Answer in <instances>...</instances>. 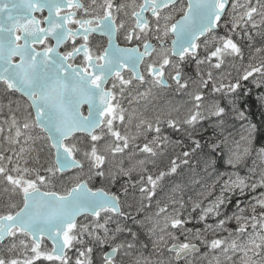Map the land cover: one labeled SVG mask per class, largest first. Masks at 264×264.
I'll use <instances>...</instances> for the list:
<instances>
[{"label":"snow or ice","instance_id":"obj_1","mask_svg":"<svg viewBox=\"0 0 264 264\" xmlns=\"http://www.w3.org/2000/svg\"><path fill=\"white\" fill-rule=\"evenodd\" d=\"M176 2L141 0L137 4L136 0H132L131 4H127L117 0H90L85 5L83 0H0V83L7 91L26 97L28 107L34 110V116L28 112L22 124H18L15 115L12 116L8 131L11 133L15 128V133L6 139L10 144L21 145L23 137V145L19 150L9 149L13 155L0 152V178L11 186L4 191L21 197L20 203L12 202L9 198L5 205L6 211L0 214V246L4 250L0 254V264H36L40 260L69 264L72 257L68 252L74 248L75 264H92L90 255L86 254H91L93 248L87 246L86 237L102 244L108 240L116 241L115 233L110 234L108 228L112 215L102 218L101 214L124 216L120 197L102 187L94 190L89 186L90 181L101 178L115 182L119 175L131 179L138 166L140 173L147 172L144 167L146 160H133L135 151L126 153V150L143 136L146 142L142 146L136 144L135 148L155 157L158 155L157 149L161 147L160 142L167 140L161 134L159 116L155 123L141 119L135 126V135H130L127 130L122 132L116 126L117 122L125 124L126 111L117 97H123L125 90L134 86V81L137 82L135 87L148 85L145 91L139 93L141 97L149 96L156 87L172 88L173 83L177 91H186L191 98V106L187 108L183 120L173 118L171 113L166 120L167 126L174 130H179L181 123L195 127L206 118V114L219 117L223 122L225 107L218 102L205 103L202 89H207L210 83L213 93L227 95L241 89L240 81H247L254 73H259L261 82H264L262 62L260 67L249 64L235 82H225L223 78L216 80L211 70L205 74L198 73L199 80H192L195 87L190 89L191 78H186L179 64L172 60V57H176L183 62L189 57L195 59L197 67L207 65L209 69H220L227 57L243 59L242 49L232 34H208L215 32L222 17L231 15L230 33H235L243 24L246 28L250 25L251 29H261L257 35H264V0H255V3L247 0L244 4L235 0L231 4V13L226 11L229 0H188L186 11L180 9L183 13L181 19L173 22L174 17L170 13H162ZM129 8L131 12L127 11ZM238 8L243 11L237 13ZM45 11L47 15L37 16V13L43 14ZM145 13H150L154 21H149ZM121 16L134 18V26L125 28V20ZM153 25L154 39L158 46L148 39ZM121 29H124V40L129 44L135 41V46L121 47L116 42ZM169 33L175 36L170 48L166 43ZM93 34L106 36L107 47L97 46L93 51L89 45V37ZM78 38L80 43H77ZM247 38L252 40L250 33ZM64 45L69 47L61 51ZM141 46L143 51L140 50ZM256 52H264V48H257ZM146 59L148 63L144 65ZM142 65L144 71H141ZM126 72L129 73L128 77L125 76ZM256 86L260 87V83ZM258 99L264 101V97ZM236 100L230 99L229 104L240 118H244V112L236 108ZM84 105H87V115L81 110ZM32 129H39L45 136L34 137L31 135ZM255 130L256 125L251 124L247 137H241L247 145L242 149L239 142H236L235 149L230 147L226 137L213 143L209 155L214 156V159L205 162V171L214 168L218 161H225L236 169L252 153ZM3 131L0 128V133ZM148 133L155 135L149 140ZM78 134H86L87 143ZM37 138L46 139L54 153V163L42 169L47 175L41 174V169L29 167V161L24 155L30 151L29 142ZM193 142L194 152L201 148V144L199 140ZM125 154L128 158L127 166ZM182 156L188 158L190 153L185 151ZM256 156L261 162L258 182L249 183V177L241 176L239 171H217L212 183L205 186L206 191L199 193L202 199L193 201L192 211L200 209L199 221L206 222L210 217L223 216L215 224L206 223L203 230L193 231L185 227L190 218H182V209L185 207L183 197L172 198L163 204L158 200L155 218L147 217L152 222L148 231L157 237L153 247L163 245L167 252L174 254V260L178 262L183 259L186 264H192L187 258L199 253L201 246L207 249L202 253L207 264H221V255L232 261L237 253L241 254L239 264H264V192L253 198L254 203L249 201L242 207L238 202L237 211L231 216L221 210L222 206L232 202L231 195H243L246 190L264 188V147L259 148ZM117 157V171L105 167L106 163ZM177 159L171 160L168 172L160 171L155 177L152 174L146 177L139 174V191L145 199L151 201L156 195L158 182L165 175L177 172L180 166ZM181 163L187 165L189 159H183ZM73 169L79 171L68 177L71 181L69 187L63 192L51 190L58 174L62 177ZM248 170L255 172V167ZM217 189L218 194H215ZM209 197L214 198L204 205L203 201ZM177 204L179 208L175 207ZM81 216L85 217V221L79 220ZM89 216L93 218L91 221H87ZM232 220H235L236 228L225 227ZM136 223L143 225L144 222ZM125 230L131 233L133 240L136 239V233L131 229L117 226L115 232ZM209 230L214 236L210 240L205 235ZM218 230L228 235L217 236ZM181 236L184 237L183 241ZM45 240L50 242V249ZM194 240L200 243H193ZM77 245H84V250H80ZM134 247L132 242L114 243L111 252L102 257L103 264H117L116 257L121 249L128 256L129 250ZM18 249L23 251L25 258L8 255L16 253ZM210 254L212 259H208ZM133 264L150 262L140 257Z\"/></svg>","mask_w":264,"mask_h":264},{"label":"rangeland","instance_id":"obj_2","mask_svg":"<svg viewBox=\"0 0 264 264\" xmlns=\"http://www.w3.org/2000/svg\"><path fill=\"white\" fill-rule=\"evenodd\" d=\"M246 2L247 0H240L241 4H244ZM253 3H255V0H253ZM241 11H243V9L241 8L237 9V13ZM256 19L258 20L259 17H257ZM226 25L227 24L224 25L225 30L229 28V24L227 25V27ZM230 29L227 32V34L218 33L215 35L224 36V35L232 34L233 38L237 41V43L240 45L242 49L243 59L239 57H227L225 60V64L220 69H214V68L209 69L207 65H200L199 67H197L195 59L191 58V61L194 62L195 67L193 66V68H191L192 71L191 73H189L190 76H188V78H191L189 82L190 89H193L195 87L194 85H192L191 81L199 80L198 73L205 74L206 71L211 70L213 73L214 79L219 80L223 78L225 79V82H227V80H232L233 82H235L237 79H239V77L243 75L245 69L248 68L249 64H252L256 67H260L261 63L264 62V52H260V53L256 52L257 48H264V35H257V32L261 31V29H251L250 25L247 26L246 28L243 24L241 25L239 29L236 30L235 33H230ZM249 33L252 36L251 41H249L247 38ZM201 56H203V53H201ZM205 78H206V75H205ZM249 79H252L253 81L258 82V83H261V80H262L259 73H254L253 77H249ZM0 84H1L0 85V96H3L4 99L7 100L4 103V106L0 108V128L4 129V131L0 133V152H3L5 155H13V151H10L9 149L18 151L20 146L23 145L24 138L21 137V145L10 144L8 140L6 139V137L10 135H14L15 133V128L12 129L11 133H9L8 131L9 127L11 126L12 116L15 115L17 118L18 124H22L25 118L27 117L28 112H32L33 116L34 114H33V110L28 107L29 102L25 98L20 96L17 92L7 91L5 89V86L2 83ZM133 85L135 87L136 85L135 81L133 82ZM210 87H211V83L209 84V87L207 89H202V91L205 93V103L211 104L213 102H218L221 105L220 98H221V95L224 93H213ZM146 88L147 87L145 86H139V87H135V89H131L130 92H128V89H126L123 97L118 96V101L121 107L126 110L125 111V124L120 125L118 122L116 124V126L122 132L127 130V132L130 135H135L137 132V129L135 126L139 123L141 119H146V120H149L155 123L156 117L158 116L160 117V120H161L160 127L162 131L163 126L168 127L166 120L168 119L169 113H171V116L173 118L178 117L179 120L182 121L184 116L187 114V108L191 106V98L186 94V91H177L176 86L173 87L172 89L156 87L152 89V93L149 96L141 97L139 93L145 91ZM229 96L230 95H228V97ZM235 115L237 118H240L238 113ZM236 117L233 116L232 114L224 115L223 122H221V119L219 117L206 114V118L201 120L195 126L196 128L190 127L188 125H184L183 123H181L179 126V130H176V131L180 132L181 134H183L184 136L188 138L198 137L201 134H204V135L210 134L209 135L210 137L213 136L219 139H224L226 137L230 147L235 149L236 142H239L240 149H242L243 147L247 145H246V141L242 140L241 137L242 136L247 137L249 126L251 125V123L243 122V118H241V120H238ZM129 118H131L130 122H129ZM31 135H33L34 137L45 136V134L41 132L39 129H32ZM147 135H148V139L150 140V138H152V136L155 135V133L153 135H151V133H148ZM162 136L167 137V140L166 141L162 140L160 142L161 147L157 149L158 155L155 157L148 156L145 153H141L139 152V150H137V148H135L136 144L142 146V144L145 141L143 136L137 139L134 142V144H130L129 149L126 150V153L129 151L135 150V156L132 159L133 160L145 159L146 164L144 165V167L147 168V171L149 173L153 171V168L157 169L158 167L159 168L165 167L164 171L168 172V170L171 167V160L177 159V157L179 156V159H177V164H179L180 166L177 168L178 172H176L178 174L174 173V174L165 175L164 178L166 179V181H164V183L162 182L163 180L160 181L159 183L161 186L158 183V186L156 188V195L152 197L151 201H148L147 199L144 198V196L139 191L140 188L132 190L131 192H128V193L125 192L123 196H121L123 210H125L123 211L125 213L124 216L114 215L111 213L101 214L102 218L108 215H112V220L109 222L108 228H109L110 234L115 233L116 241L113 242L111 240H108L107 243H109L110 245H113L112 243H120L121 242L120 240L128 238V237H125V234H127L128 232L126 230L123 232H118V233L115 232V229L117 228V226L124 228V229H128L129 225L135 226L136 228L135 233L136 234L141 233L142 235H144L142 236L143 240L147 241L145 243H141L140 245H137L136 243H134L135 247L134 249L129 250L128 256H125L124 255L125 250L121 249L120 256L116 258L117 263L133 264L135 259L143 257V258H146L150 262V264H169V262L170 264H179L176 260L173 259L174 254L167 252L166 248L163 245H160L159 247H153V241L156 240L157 237L156 235H153V234L151 235V233L148 231L149 227H151L152 222L149 221L147 217L155 218V212L157 209L156 202L159 200L161 204H163V203L170 201L172 198L179 199L180 197H183L185 207L182 209V212H183L182 218H185V219L190 218V222L186 224L185 227L193 229V231H195L196 229L203 230L205 228L206 223L208 224H215V223H211V221L210 222L199 221L200 209L196 210L195 212L192 211L193 201L202 199L199 193L206 191L205 186L210 185L212 183L213 179H215L216 177L217 171L221 173L229 171V173H231L233 171H238V167H240V165H238L236 169L234 168L231 169L232 167L224 161L225 168H223L224 170L222 169L223 171L216 169L215 167L209 168L207 171H205V166H206L205 164L204 165L202 164V166L199 167V164L197 165V161H194L196 165L195 164L192 165L193 161L191 158L189 157L185 158L182 156V153L185 151H183L182 149L181 141L177 140L175 137L169 136V134H166V133L164 135L162 134ZM254 137H255V132L253 133V140H252V145H251L252 153L251 155L246 157L243 162L244 163L243 164L244 173L239 171L241 176L249 177V180H248L249 183H252L254 181L258 182L260 171H261V165H260L261 162L256 156L257 151L253 149L254 148ZM194 139L197 140L198 138H194ZM81 140L87 143L85 139L81 138ZM29 144L31 146L30 151L24 154L25 157L29 161L28 166L41 169V174L47 175L46 173L42 171L43 167H46L54 163V153L49 147V142L46 139L37 138L34 141H30ZM25 147H28V146L25 145ZM165 149H167L166 152H165ZM188 152L190 153L191 150ZM183 158L189 159V164L187 165L182 164L181 160H183ZM37 159H38V162H37ZM225 160H226V157H225ZM118 161H119V157H117L116 160L111 161L110 163H106L105 167L110 168L113 172H115L117 171L116 166L118 164ZM253 161H255V165H253ZM127 164H128V158H127V155L125 154V165L127 166ZM21 165L23 166V160H21ZM253 167H255V172H249L248 169L253 168ZM78 171H79L78 169L73 170L71 172L65 173L62 177L58 174L57 178L53 180V184H54V188L57 187L59 189H56L54 191L63 192L66 187H69L71 185V181L68 180V177L72 176L75 172H78ZM85 171H87V163H85ZM136 174H142L140 173L139 166L137 167V171L132 173V175H136ZM94 179H97V183H98L96 188L102 187L104 188V190L111 192L110 188L112 187L113 182H109L108 180H104L101 178H94ZM94 179L90 181L89 185L94 181ZM197 181L199 182L197 183ZM10 187L11 186L8 185L6 181L0 178V214L6 211L5 205L9 202V198L11 199L12 202L20 203L21 201V197L19 194H12L10 191L9 192L4 191L5 188H10ZM90 187L92 186L90 185ZM96 188H93V189H96ZM263 189L264 188L260 189V187H257L255 191L246 190L245 194H243V203H245L243 204V206L247 205L249 201H252L254 203L253 198L259 197L260 193L264 192ZM43 190H49V189H43ZM215 194H218V189H217V193ZM235 196H237V194L231 195V201L233 202V204L235 203V205H233L232 208H230L229 205L231 203H227L226 205L222 207L221 209L222 213L228 216H231L232 213L237 211V209L233 210V208L236 206L238 202L240 203V201L238 200V198L234 200ZM189 197H191L192 199L189 200ZM212 198L214 197H209L208 200H204L203 201L204 205H207L209 203V200ZM171 207L172 206L170 205V210H171ZM175 207L179 208V204L175 205ZM229 210L230 212H228ZM132 215L134 216L133 221L129 220V217ZM220 218H223V216H221ZM92 219H93L92 217L87 218V221H91ZM210 219L211 220L215 219V217L213 218L210 217L208 220ZM81 220L85 221V218ZM136 221H143L144 223L143 225H141V224L136 223ZM227 224L225 225V227H227L228 229H234L237 226L235 220H232L228 222ZM172 231H176V230H172ZM249 231H251V229H249ZM157 234H159L158 230H157ZM177 234L179 233L177 232ZM223 234L224 236L228 235L227 232H223L219 230L217 231V236H223ZM101 235H103L102 230H101ZM205 235L207 236L209 240L214 238L211 230L206 232ZM180 239L181 241H183L184 237L181 236ZM193 243L199 244L200 242L194 240ZM45 244L50 249L51 245L49 244V242L45 241ZM170 244H171V241H169V246ZM145 245L147 247H145ZM79 246L80 245H77L76 247H78L80 250H83L84 246L82 247H79ZM100 248L101 247L95 248L96 255H98ZM206 251L207 249L201 246L200 252L192 256L189 261H192V264H207V261L202 257V253ZM3 252H4L3 247L0 246V254H3ZM107 253L108 251L105 252V254ZM8 255H18L21 259L25 258L23 251L20 249H18L16 253H10ZM86 255H89V254H86ZM240 255H241L240 253H237L236 255H234L232 261L227 260L225 256L221 255L220 256V261L222 262L221 264H239ZM69 256L72 257L69 264H75V259H76V249L75 248L71 250V253ZM81 259H84V258L82 257ZM208 259H212L211 254L209 255ZM40 261H43L44 264H58V262H55V261H46V260H40ZM92 264H94L93 261H92Z\"/></svg>","mask_w":264,"mask_h":264},{"label":"trees","instance_id":"obj_3","mask_svg":"<svg viewBox=\"0 0 264 264\" xmlns=\"http://www.w3.org/2000/svg\"><path fill=\"white\" fill-rule=\"evenodd\" d=\"M191 71H192V69L190 70V72ZM240 83H241L242 87H241V89L237 90L236 93L228 94V95H230L229 97H228V95H226V96L224 94L221 95V98H220L221 106L225 107V109H226L225 115L232 114L233 116L236 117L235 114H237V112L232 110V106L229 104V100L232 98H237L236 108L239 111L244 112L243 122H249L251 124L256 125L255 137H254V149L256 151H258L259 148L264 147V101H262L261 99H258V97H264V83L261 82L260 87H257L256 85L258 82H255L252 79H248L247 81L241 80ZM6 101L7 100H5L3 96H0V108L4 106V103ZM237 119L241 120V118H237ZM164 130H165V132H164ZM165 133L169 134V136L175 137L177 140L181 141V146H182L183 151H190L191 150L189 158H191L193 161L192 165H194V164L196 165V163L194 161H197V165L199 164V167H201L202 164L204 165L205 162L207 160H209L210 158L214 159L213 158L214 156L209 155L212 152L211 145L213 143H216L219 140H221V139L213 137V136L210 137L209 136L210 134L209 135L208 134L207 135L201 134L198 137L188 138V137L184 136L183 134H181L180 132H178V131L170 128V127H164V129H162L161 134L164 135ZM80 137L82 139H85L86 141H88V137L82 136V135H80ZM194 138H198L197 140L200 141L201 148L196 149L193 152L192 149L195 148V144L193 142L195 140ZM191 153H192V155H191ZM218 154L219 153H217V155ZM254 157H255V155H254ZM215 168L219 169V170L220 169L222 170L223 168H225L224 161H218L215 165ZM238 169H239V167H238ZM164 170H165V167L164 168L158 167L157 169L153 168V171H151L150 173L147 171V172L142 173V174L145 177L147 176V174H152L155 177L159 174L160 171H164ZM139 179H140L139 174L131 175V179H129L128 177H125L123 175H119V177L115 180V182H113L112 187L110 188V191L112 193L116 192V194H118L119 196H123V194L125 192L128 193V192H131L132 190H135V189H138L141 187ZM162 180H163V183H164V181H166L165 178H163ZM144 183H145V185H147L146 180ZM97 184H98L97 179H94V181L90 185L93 188H96ZM136 186H137V188H136ZM56 189H59V188L53 187L51 190H56ZM130 218H133V217L130 216ZM130 218H129V220H131V221L134 220V219L132 220ZM128 227H129L128 229H131L132 232L135 233V231H136L135 226L129 225ZM139 232H141V231H139ZM142 236H144V235H142L141 233L136 234L137 239H139ZM125 237L133 238L131 233H129V232H127V234H125ZM141 239H142V243L147 242L146 240H143V238H141ZM36 264H44V262L38 261V262H36Z\"/></svg>","mask_w":264,"mask_h":264},{"label":"flooded vegetation","instance_id":"obj_4","mask_svg":"<svg viewBox=\"0 0 264 264\" xmlns=\"http://www.w3.org/2000/svg\"><path fill=\"white\" fill-rule=\"evenodd\" d=\"M83 2L85 3V5H88L90 0H83ZM117 2H123V3L131 4L132 0H117ZM140 2H141V0H136L137 4L140 3ZM187 2H188V0H177L175 5L170 6L167 9H164V12L162 13V15L170 13L174 17L173 22L178 21L181 18V16L183 15V13L180 11V9L184 8V10L186 11ZM233 2H234V0H229V8L226 10L228 13H231V4ZM127 11L131 12V8L127 9ZM41 15H47V12L45 11V13H43V14L37 13L38 17L41 16ZM145 16L149 19V21H154V18L151 16L150 13H145ZM121 18L125 20V28L134 26V18H132L131 16H129V17L121 16ZM231 18H232L231 15H226V16L222 17V20H221V23H220L219 27L215 30L214 33H209L208 35L212 36V35H215V34H218V33H226L227 34L229 29L231 28ZM225 24H227V25L229 24V28L227 30H225V27H224ZM123 33H124V29H121V33H120L119 38H118V40L116 42L119 43L121 45V47H132V46H135L136 45L135 41L132 44H129V43H127L124 40ZM154 35H155V29H154V25H153V31L148 34V39L150 40L151 43L157 44V46H158V42L154 39ZM174 38H175V36L172 35L171 33H169V36L166 38V43L168 44L169 48L171 47V41ZM202 39H204V38H202ZM80 42H81V40L78 38L77 43H80ZM50 43H54V41H50ZM89 45H90V47L93 48V51L96 50L97 46H99L101 48L107 47V37L106 36H102L100 34H93L92 36L89 37ZM38 47H40V46H38ZM68 47H69V45L62 46L61 51H64ZM140 50L143 51V47L142 46H141ZM201 53H203V52H201ZM172 60L174 61V63L179 64V67H180V69L182 71V74L186 78H188V76H190L189 73H190L191 68H193V66L195 67L194 62L191 61V58L186 57L183 62L179 61L176 57H172ZM77 62H79V61H77ZM147 63H148V60L146 59L145 62H144V65H146ZM144 65L141 66V71H144ZM183 67H184V70L182 69ZM128 75H129V73L126 72L125 76L128 77ZM169 82L172 83L171 81H169ZM141 86L147 87L148 85L145 84V85H141ZM173 87H175L174 83H173ZM172 88H165V89H172ZM127 89H128V92H130V90L131 89H135V87L132 86V87L127 88ZM117 100H118V97H117ZM82 111L84 112V114H86L87 113V107L85 106L82 109ZM242 164L243 163L240 164V167H239L238 171H241L243 173V165ZM240 168H241V170H240ZM231 169H233V168H231ZM261 193H260V195H261ZM237 198H238V200L240 201V203L242 204V207H243V195H240L239 193H237V196L234 197V200L237 199ZM120 203H121V209L123 210V206H122V202H121V196H120ZM233 205H235V203L233 204V202H231L229 207L232 208ZM235 209H236V206L233 208V210H235ZM228 212H230V210ZM132 217L134 218L133 215H132ZM84 218L85 217H82L81 219H84ZM87 218H91V217L89 216ZM133 218H130V219L133 220ZM219 218L220 217H215V219H212V220L210 219L211 223H216V221ZM81 219H80V221H82ZM208 222H210V221H208ZM141 238L142 237H140L139 239L136 238L135 240H133V238H125V239H122L120 241L121 242H133V243H136L137 245H140L142 243V239ZM85 239H86V242H87V246H90V247L93 248L92 253L89 254V255H90V258L92 259V261L94 262V264H101V263L103 264V260H102V257L104 256L103 254H105L106 251L111 250V247L113 245H110L109 243H103L102 244V243H100L98 241H95V240H93L91 238H87V237ZM112 244H114V243H112ZM82 246H84V245H80L79 247H82ZM99 247H101V248L99 249L98 255H96L95 248H99ZM84 248H85V246H84ZM84 248H83V250H84ZM70 253H71V250H69L68 255H70ZM119 256H120V254L117 255V257H119ZM99 257H100V259H99ZM191 257L192 256H189L187 259L190 260ZM116 261H117V259H116ZM178 263L179 264H186V261L181 259L180 261H178ZM117 264H120V263H117Z\"/></svg>","mask_w":264,"mask_h":264},{"label":"bare ground","instance_id":"obj_5","mask_svg":"<svg viewBox=\"0 0 264 264\" xmlns=\"http://www.w3.org/2000/svg\"><path fill=\"white\" fill-rule=\"evenodd\" d=\"M182 69L184 70V67H183ZM185 73H186V72H185ZM185 73H184V74H185ZM190 73H191V72H190ZM210 88H211V87H210ZM212 94H213V93H212ZM209 95H210V94H209ZM212 99H213V98H212ZM235 122H236V121H235ZM160 125H161V124H160ZM163 128H164V127H163ZM163 128H162V129H163ZM195 128H196V127H195ZM164 132H165V130H164ZM162 133H163V132H162ZM153 134H154V133H153ZM153 134L151 133V135H153ZM150 139H151V138H150ZM144 142H145V141H144ZM164 144H165V143H164ZM175 148H176V147H175ZM178 148H179V147H178ZM253 149H254V148H253ZM137 150H138V149H137ZM166 150H167V149H165V152H166ZM175 150H176V149H175ZM175 150H174V151H175ZM134 151H135V150H134ZM210 152H211V151H210ZM136 153H137V152H136ZM168 153H169V152H168ZM137 154H138V153H137ZM137 154H136V155H137ZM171 154H172V152H171ZM171 154H170V155H171ZM194 154H195V153H194ZM179 155H180V154H179ZM191 155H192V153H191ZM207 155H208V154H207ZM165 156H166V155H165ZM176 156H177V155H176ZM208 156H209V155H208ZM136 157H137V156H136ZM139 157H140V156H139ZM167 157H168V156H167ZM169 157H170V156H169ZM178 157H179V156H178ZM193 157H194V156H193ZM206 158H207V157H206ZM213 158H214V157H213ZM168 159H169V158H168ZM183 159H184V158H183ZM169 160H170V159H169ZM259 161H260V160H259ZM243 164H244V163H243ZM243 164H242V165H243ZM260 165H261V164H260ZM149 166H150V165H149ZM182 166H183V165H182ZM252 166H253V165H252ZM257 167H258V166H257ZM257 167H256V168H257ZM229 168H230V167H229ZM220 170H221V169H220ZM223 170H224V169H223ZM223 170H222V171H223ZM240 170H241V168H240ZM177 172H178V171H177ZM179 172H180V171H179ZM228 172H229V171H228ZM258 172H259V171H258ZM198 173H199V172H198ZM215 173H216V172H215ZM243 173H244V172H243ZM248 173H249V172H248ZM176 174H178V173H176ZM183 174H184V173H183ZM185 174H186V173H185ZM201 174H202V173H201ZM250 174H251V173H250ZM256 174H257V173H256ZM243 175H244V174H243ZM248 175H249V174H248ZM174 176H175V175H174ZM179 177H180V176H179ZM167 178H168V177H167ZM177 178H178V177H177ZM182 178H183V177H182ZM167 180H168V179H167ZM161 181H162V180H161ZM179 181H181V180H179ZM159 182H160V181H159ZM159 182H158V183H159ZM162 182H163V181H162ZM176 183H177V182H176ZM176 183H175V184H176ZM159 185H160V183H159ZM140 186H141V185H140ZM160 186H161V185H160ZM136 188H137V186H136ZM263 190H264V189H263ZM115 193H116V192H115ZM121 195H122V194H121ZM145 203H146V202H145ZM243 204H245V203H243ZM244 206H245V205H244ZM124 209H125V208H124ZM197 210H198V209H197ZM123 211H124V210H123ZM197 213H198V212H197ZM212 218H213V217H212ZM208 221H211V220H208ZM208 221H207V222H208ZM202 222H203V221H202ZM201 224H202V223H201ZM227 225H228V224H227ZM229 226H230V224H229ZM232 226H233V225H232ZM201 227H202V226H201ZM233 227H234V226H233ZM186 228H187V227H186ZM230 228H231V227H230ZM234 229H235V228H234ZM209 231H210V230H209ZM149 235H150V234H149ZM151 235H152V234H151ZM157 235H158V234H157ZM223 236H224V234H223ZM151 239H152V238H151ZM162 250H163V249H162ZM164 253H165V252H164ZM164 253H163V254H164ZM167 256H169V255H167ZM223 256H224V255H223ZM121 257H122V256H121ZM122 258H123V257H122ZM124 258H125V257H124ZM158 258H159V257H158ZM225 258H226V257H225ZM169 259H170V258H169ZM121 260H122V259H121ZM124 260H125V259H124ZM224 261H226V260H224ZM221 263H222V262H221Z\"/></svg>","mask_w":264,"mask_h":264},{"label":"water","instance_id":"obj_6","mask_svg":"<svg viewBox=\"0 0 264 264\" xmlns=\"http://www.w3.org/2000/svg\"><path fill=\"white\" fill-rule=\"evenodd\" d=\"M180 19H181V18H180ZM180 19H179V20H180ZM174 39H175V38H174ZM18 94L21 95L20 93H18ZM21 96H22V95H21ZM23 97H24V96H23ZM25 98H26V97H25ZM26 99H27V98H26ZM85 106L87 107V105H84V106L82 107V109H83ZM82 109H81V110H82ZM33 114H34V110H33ZM85 115H87V113H86ZM78 135H81V134H78ZM84 135H86V134H84ZM86 136H87V135H86ZM73 170H74V169H73ZM71 171H72V170H71ZM69 172H70V171H69ZM66 173H68V172H66ZM89 186H90V185H89ZM94 190H95V189H94ZM105 191H106V190H105ZM107 192H108V191H107ZM121 211H122V209H121ZM81 217H83V216H81ZM81 217H80V218H81ZM46 241H47V240H46ZM49 243H50V242H49ZM110 252H111V250L108 251V253H110Z\"/></svg>","mask_w":264,"mask_h":264}]
</instances>
